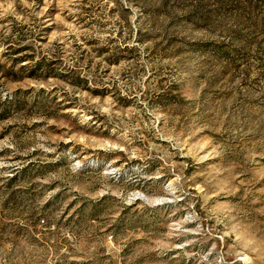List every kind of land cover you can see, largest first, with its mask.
Here are the masks:
<instances>
[{
	"label": "rangeland",
	"instance_id": "374dc122",
	"mask_svg": "<svg viewBox=\"0 0 264 264\" xmlns=\"http://www.w3.org/2000/svg\"><path fill=\"white\" fill-rule=\"evenodd\" d=\"M0 264H264V0H0Z\"/></svg>",
	"mask_w": 264,
	"mask_h": 264
}]
</instances>
